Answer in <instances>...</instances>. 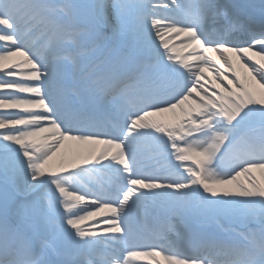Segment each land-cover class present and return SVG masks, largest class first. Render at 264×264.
<instances>
[{
	"label": "snow or ice",
	"instance_id": "1",
	"mask_svg": "<svg viewBox=\"0 0 264 264\" xmlns=\"http://www.w3.org/2000/svg\"><path fill=\"white\" fill-rule=\"evenodd\" d=\"M254 170L264 0H0V264H264Z\"/></svg>",
	"mask_w": 264,
	"mask_h": 264
},
{
	"label": "bare ground",
	"instance_id": "2",
	"mask_svg": "<svg viewBox=\"0 0 264 264\" xmlns=\"http://www.w3.org/2000/svg\"><path fill=\"white\" fill-rule=\"evenodd\" d=\"M261 0H253L254 3H258L260 2ZM175 39L179 40L181 39L180 37H176ZM177 50H179L181 52V54L184 52V51H187V50H183V49H180L179 48V45H177ZM256 59H260L259 57H257ZM253 176L255 177V179L259 182V181H264V177H262L261 175V171L260 170H254L253 171ZM243 179V178H242ZM109 210L108 209H102L101 210V215L102 214H105V213H108ZM83 223H87V222H83ZM131 259L134 264H151L152 262V259L153 258H150V257H143V258H140V261L138 262L137 261V258H129ZM156 260H160V257H155ZM136 260V261H135Z\"/></svg>",
	"mask_w": 264,
	"mask_h": 264
}]
</instances>
